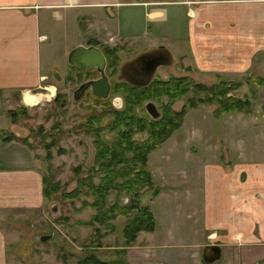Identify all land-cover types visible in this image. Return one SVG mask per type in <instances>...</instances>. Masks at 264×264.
Wrapping results in <instances>:
<instances>
[{"label":"crops","instance_id":"obj_1","mask_svg":"<svg viewBox=\"0 0 264 264\" xmlns=\"http://www.w3.org/2000/svg\"><path fill=\"white\" fill-rule=\"evenodd\" d=\"M158 1L0 0V264H15L16 255L13 253L18 250L8 251L11 243L16 244L15 239L11 241V237L17 234L13 226L18 219L26 217V211L42 201L41 175L35 167L34 152L21 141L25 136L14 128L15 123L8 113L21 106H34L24 101V95L39 87L45 77L44 69L51 54L46 50L48 18L51 14H60L61 19L76 21L82 11L89 14L87 27L94 33L89 41L95 44L104 40L103 31L107 36L123 39L148 34L155 39L156 45H162L173 54L174 49H180L178 40L181 39L187 49L184 56L189 62L187 66L206 75L232 77L229 82H234L237 76L236 81L241 82L237 90L245 88L247 92H255L256 98L248 114L237 112V118L234 117L236 114L227 115L232 118L228 130L237 126V139L234 138L237 146L232 141L234 135H229V142L227 139L216 142L218 147L212 149L219 151L220 156L213 159L208 149L212 144L205 142L206 139H198L200 158L185 172L182 179L186 181L178 186L173 183V190L171 193L167 191V195L175 200L187 195L193 220L189 228L194 232L200 231L204 238L202 243L196 242L201 248H198L200 253L193 256V263L196 259L201 260V249L205 245H218L221 257L223 251L226 253L225 260L219 264H243L250 260L254 262L249 264H260L264 259L257 260L256 256V247H264L261 245L264 244V143L260 144L255 137L264 135V96L261 95L264 85L254 87L247 80V77L264 79V0L166 2L164 5L167 7L175 6L176 15L172 17H180L181 34H172L169 30L173 26H169V30L165 26L172 14L170 9L167 12L161 10L163 15L159 20L147 16L151 11L148 6L153 2L162 4ZM140 7L143 8L144 20L157 23L154 27L146 25L142 34L134 35L129 32V25L123 29L124 25L115 16L127 8ZM166 35L170 37L169 44ZM44 54L48 56L44 57ZM214 117L207 116V119L216 124ZM245 117H249L248 127L240 124ZM236 120L238 122L234 124ZM5 124L8 128H4ZM8 135H13V138L4 140ZM242 138L247 139L246 147L238 144ZM242 153L248 155L243 156ZM159 187V194L154 198L166 194ZM144 233H151V238L154 236L153 232ZM143 237L146 239V234ZM149 243L139 249L142 256L147 254L145 264H162L156 261L157 249L153 247L150 252ZM246 246L253 250L245 249ZM127 254L126 251L124 260L131 264ZM167 264L171 261L168 260Z\"/></svg>","mask_w":264,"mask_h":264},{"label":"rangeland","instance_id":"obj_2","mask_svg":"<svg viewBox=\"0 0 264 264\" xmlns=\"http://www.w3.org/2000/svg\"><path fill=\"white\" fill-rule=\"evenodd\" d=\"M158 2L162 4L153 2V4L148 6L151 11L147 13V16H151V19L159 20L162 19L163 15L161 10L164 9L167 12L170 9L169 11L172 14L168 16L165 26H167L168 30L169 26H173L169 30L172 34L183 33L181 19L179 16H175V6L167 7L164 5L166 2H172V0H160ZM116 14L115 18L117 21L122 22V25H124L123 29L128 24L130 27L129 32H133L134 35L139 32L142 34V30L146 25L154 27L157 23L151 20H144L142 7L127 8L124 12L120 11ZM173 14H175L174 17H172ZM88 15V13L82 11L76 21L70 18L61 19L60 14H51V17L48 18V47L46 50L51 53L50 59L48 66L44 69L45 77L41 80L39 87L30 91V94L48 97H42L41 101L32 107H18V113H21V115H18L15 120H11L15 123L14 128L17 129L20 135L25 136L30 148L33 150L35 167L41 177H45L48 182L57 184V188L52 192L49 200L42 197V201L37 207L26 211V217L20 218L15 222L13 227L17 229V234L11 237V241L15 239L14 242L16 241V244L12 245L13 243H11L12 246L10 245L8 249V251L18 250L17 253H13L14 256L16 255L14 257L15 264H62L63 262V264H75L77 259L94 251L93 245L97 239L95 237V228H98V231L103 234L99 238L100 249L95 250L98 255L113 259L118 256L115 251L123 245L122 228L126 221V216L116 215L111 220L112 227L107 228L89 221V217L94 210L82 204L83 201L88 202L91 199L83 195L84 188H81L82 193L79 198L61 196V194L71 191L76 186L78 179L86 177V171L92 164L94 147L90 136L84 132L83 128L86 115L92 112H100L99 122L104 125L110 119V115H108L111 108L110 101L114 102V108H118L119 102L115 103V101L122 99L121 94L115 87L117 85L122 87L123 84L116 82L119 79L123 80V77L119 76V73L113 72L112 76L108 74L109 81L112 84L109 96L105 101L94 98L90 92L78 98L77 101L72 100L71 93L73 89L80 81L85 79V76L79 74L77 76V72L67 64L66 54L78 44L94 42L89 41L94 33L92 29L87 27ZM149 38L147 34L138 38L123 39L107 36L103 31L102 39L104 40H99L98 43H106L111 46L117 45L121 55H124L122 57L124 59V57L134 51L156 45L155 39ZM166 38H168L167 44H169L170 37L166 35ZM182 42L181 39L178 40V44L180 43L178 51L174 49L173 54L169 51L173 64L171 68H164L160 71L161 77L186 75L183 77L194 83H202L208 86L216 83L221 84L223 81L232 79V77L226 75H206L203 72L192 69L190 66L185 71L179 69V67H182L179 66L180 64L183 63L182 65L187 66L189 63L183 58L187 54V49ZM45 55L48 56L47 54L43 56L45 57ZM181 59L183 60L180 63ZM156 75L158 76L159 74ZM235 79L237 80V76L234 77ZM50 89H52V93L49 91ZM244 89L232 90L231 94L255 101V94L253 95ZM55 95L58 96L59 101L53 99ZM261 95L263 97L264 92ZM201 96L200 92L198 94L188 92L176 100L172 107L174 109H179L181 106L187 107L189 99H197ZM62 99H66L64 106L61 105ZM194 103L192 108L187 109L181 127L175 130L163 144L151 151L147 156V167L151 173L152 180L155 185L161 186L166 194H162L159 198H151V191H146L139 197L138 207L148 206L153 211L156 224L152 238L150 236L151 233L139 232L132 245L125 248L131 264L146 263L147 254L145 253L142 256L139 254V249L144 248V244L147 242H150V252L153 247L157 249L156 261L162 264H167L168 260L171 261V264H191V262L193 263V256L200 253L198 248L200 249L201 246L197 245L196 242L202 243L201 239L203 237L200 231L194 232L189 228L192 220V211L191 205L187 203V195L175 200L167 195V191L171 193L173 183H176L177 186L184 183L186 180L182 178H185V172L196 165L195 161L200 158L198 156L200 147L198 139H206L205 142L209 141L212 144L211 148H208L210 150L209 156L216 159L220 156L219 151L216 152V149H212V147H218L216 142L218 143L224 139L229 142V135H234V137L232 136V141L237 146V141H234V138L235 140L237 139V126L234 130L232 128L228 130L232 118L227 115L216 116L217 107L215 103L199 104L197 101ZM260 113H263L261 109ZM232 114H236L234 117L237 118V113ZM212 115L216 118L220 117L219 119L214 117L216 124H213L212 120L207 119V116ZM243 120L245 123L241 121L240 124L248 127L249 117H245ZM237 122L236 120L234 124H237ZM4 128H8V124H5ZM104 134L108 135L109 133L104 131ZM263 136L255 135L256 140L260 144L264 143ZM47 143H50L48 152L44 147ZM238 144L240 147H246L248 144L247 139L242 138ZM242 155L247 156L248 153H242ZM139 191L142 192L144 190L141 189ZM109 196L111 198L114 196L118 200L124 198L122 202L129 198L123 194V191L118 192L119 198L114 192H111ZM52 205L55 206V213L51 211ZM134 211H131L128 215H131ZM145 234L146 239L143 237ZM41 235H50V237L41 241L39 239ZM261 245L264 246V244ZM263 248L256 247L258 251L257 260L264 258ZM238 249V254H240ZM245 249L253 250L249 246H246ZM61 255H63V262ZM225 257L226 253L223 251L222 257L213 264H219L222 260H225ZM237 257L239 258V255ZM200 261L196 259L193 264H199L201 263ZM253 262V260L244 261L243 264ZM260 264H264V259L261 260Z\"/></svg>","mask_w":264,"mask_h":264},{"label":"trees","instance_id":"obj_3","mask_svg":"<svg viewBox=\"0 0 264 264\" xmlns=\"http://www.w3.org/2000/svg\"><path fill=\"white\" fill-rule=\"evenodd\" d=\"M93 44L95 43L93 42ZM109 53L108 66H111L115 64L116 56L112 50H109ZM249 78L247 77V80L251 81V85L254 87L264 85L263 78L254 77L253 80ZM240 86V81H223L221 84L216 83L208 86L194 83L183 76L154 81L145 88H132L126 84H123L122 87L117 85L115 89L121 94L122 109L109 111L110 119L104 125L99 122L100 112L86 115L83 128L84 132L92 138L95 148L94 159L86 171V177L78 179L76 186L61 196L79 198L82 193L81 188H84L83 195L91 199L88 202L83 201L82 204L94 210L89 217L91 223L111 228V220L118 214L126 216V221L122 228L123 245L115 251L118 256L115 255V258L107 259L96 253L95 250L100 249L99 238L103 234L98 231V228H95L97 239L93 245L94 251L77 259L75 264H127L124 260L125 248L132 245L139 232H153L155 228V219L149 207L145 205L138 207L139 197L146 191H151V198L156 197L160 191V187L154 184L147 167L148 154L163 144L175 130L181 127L187 109L192 108L195 101L199 104L215 103L216 116L237 112L248 114L253 100L250 101L248 98L236 97L231 94L232 90H236ZM188 92L197 94L200 92L202 96L197 99H189L187 107L181 106L179 109H174L172 104ZM250 93L255 94V92ZM163 97H166L167 102L161 107L159 118L152 120L145 115H137L136 107L141 108L142 111L141 105L144 101L161 100ZM53 99L59 101L57 95ZM8 115L11 120H15L21 113H18L16 109L9 111ZM104 131L109 134L104 135ZM136 134H140L138 135L140 138H136ZM11 138L13 135H8L4 137V140ZM21 141L30 148L26 138ZM50 143L44 145L47 152ZM41 183L42 197L49 200L52 192L56 190L57 184L48 182L45 177H41ZM141 189L144 191L140 192ZM121 191L129 197L127 199L124 196L125 202H122L124 199L122 197L118 200L114 196L112 198L109 196L111 192H114L118 197V192ZM133 210L135 211L128 215ZM61 256L63 262V255Z\"/></svg>","mask_w":264,"mask_h":264},{"label":"flooded vegetation","instance_id":"obj_4","mask_svg":"<svg viewBox=\"0 0 264 264\" xmlns=\"http://www.w3.org/2000/svg\"><path fill=\"white\" fill-rule=\"evenodd\" d=\"M87 45L96 46L97 48H99V50L101 51V53L104 56V59H105L104 73H105V75L108 79V82H109V91H110V87H111L112 83H111V81H109L108 74L112 76L113 72L119 73V76L123 77L122 78L123 80L119 79L116 83L126 84L127 86L132 87V88H145V87L149 86L154 81H160V80L164 81L170 77H177V76H169L167 78L161 77L160 71H162L164 68L165 69L171 68V65L173 64V59H172L168 49L162 47V45H154L152 47L143 48L142 50L134 51L132 54L128 55L127 57H124V59L122 58L124 55L123 56L121 55L120 49L118 48L117 45L111 46V45H107L106 43L93 44V43H88V42L85 43V46H87ZM109 50H112L116 56V60L114 62L115 64H112L111 66H108V61H109L108 56L110 54ZM182 60L183 59L180 60V63L182 62ZM154 64H157L158 66L152 72L151 69H152V66ZM182 64L179 65L182 67L178 66L179 69L184 70V71L186 69H188V66H184ZM70 67H72V66H70ZM73 69L77 72V76H78V74L85 76V79L80 81L78 83V85L82 82L96 79L99 76L98 73L95 71V69H90V70L87 69V70H83V71H78L75 68H73ZM156 74H159V75L157 76ZM182 76H186V75H182ZM76 87L73 89V91L76 89ZM51 90L52 89H50L49 91L52 93ZM73 91L71 93V97L73 95ZM87 92H90L89 88H86L84 90L83 94L79 98H81ZM90 94L92 95L91 92H90ZM92 96L94 98L101 100V101H105V99H100L98 97H95L94 95H92ZM108 96H109V92H108ZM72 100L77 101V100H74L73 97H72ZM149 101H151L155 105V108H156L157 112L159 113L157 118H159V116L161 115V107L167 102L166 97H163L161 100H155V101L149 100ZM65 102H66V99L63 100L61 105L64 106ZM117 102H119V107L114 108L113 107L114 102L110 101V104H111L110 111L120 110L123 108L122 99L115 101V103H117ZM146 102L147 101H144L141 105L142 111H141V108L136 107V113L138 116L139 115H141V116L145 115L147 118L152 119L144 108V104ZM157 104H158V106H157ZM104 135H106V134H104ZM138 135H140V134H136V138H140ZM90 139L92 141L91 137H90ZM92 145H93V142H92ZM93 147H94V145H93ZM94 154H95V148H94V153H93V159H94ZM93 159H92V162H93Z\"/></svg>","mask_w":264,"mask_h":264},{"label":"water","instance_id":"obj_5","mask_svg":"<svg viewBox=\"0 0 264 264\" xmlns=\"http://www.w3.org/2000/svg\"><path fill=\"white\" fill-rule=\"evenodd\" d=\"M66 62L78 71L95 69L98 77L93 80H88L80 83L73 91V99L77 100L86 88H89L92 95L100 99H106L109 92V82L104 73L105 59L99 48L93 45L84 46L78 44L72 47L66 54ZM157 64L152 66V72L157 67ZM62 99L61 102H63ZM62 104V103H61ZM146 112L152 119H156L159 115L155 105L151 101L144 104ZM52 213H55V206H51ZM50 235H41V241L49 238ZM201 259L204 264H213L221 258V248L217 245H206L201 249Z\"/></svg>","mask_w":264,"mask_h":264},{"label":"bare ground","instance_id":"obj_6","mask_svg":"<svg viewBox=\"0 0 264 264\" xmlns=\"http://www.w3.org/2000/svg\"><path fill=\"white\" fill-rule=\"evenodd\" d=\"M42 96L35 94H25L24 101L29 105H37L41 101Z\"/></svg>","mask_w":264,"mask_h":264}]
</instances>
